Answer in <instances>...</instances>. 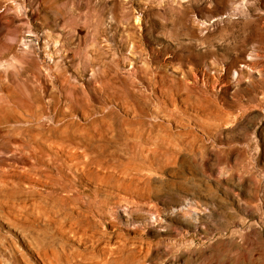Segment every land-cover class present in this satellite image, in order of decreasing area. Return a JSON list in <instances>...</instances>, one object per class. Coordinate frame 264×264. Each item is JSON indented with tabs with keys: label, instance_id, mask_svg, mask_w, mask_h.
I'll use <instances>...</instances> for the list:
<instances>
[{
	"label": "rangeland",
	"instance_id": "obj_1",
	"mask_svg": "<svg viewBox=\"0 0 264 264\" xmlns=\"http://www.w3.org/2000/svg\"><path fill=\"white\" fill-rule=\"evenodd\" d=\"M0 264H264V0H0Z\"/></svg>",
	"mask_w": 264,
	"mask_h": 264
}]
</instances>
